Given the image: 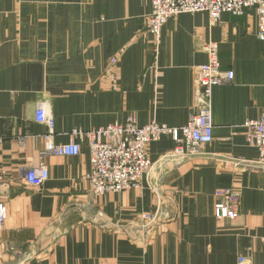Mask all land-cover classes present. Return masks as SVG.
Listing matches in <instances>:
<instances>
[{
  "label": "crops",
  "instance_id": "1",
  "mask_svg": "<svg viewBox=\"0 0 264 264\" xmlns=\"http://www.w3.org/2000/svg\"><path fill=\"white\" fill-rule=\"evenodd\" d=\"M151 0H0V227L5 264H264V167L248 144L247 120L264 116V41L254 9L181 13L159 39L147 30ZM215 41L231 83L214 86L213 141L184 160L168 154L169 135L150 143L153 162L138 188L91 191L88 138L74 130L125 123L134 116L184 125L195 110V67ZM44 104L53 141L81 144L78 155H42L48 128L35 120ZM46 165L41 186L26 182ZM219 188L240 195V214L214 215ZM156 213L142 227L141 215ZM14 250L9 251V247Z\"/></svg>",
  "mask_w": 264,
  "mask_h": 264
},
{
  "label": "built area",
  "instance_id": "2",
  "mask_svg": "<svg viewBox=\"0 0 264 264\" xmlns=\"http://www.w3.org/2000/svg\"><path fill=\"white\" fill-rule=\"evenodd\" d=\"M152 11L146 17V28L159 39L164 24L173 16L181 13L204 12L212 23L218 22L222 13L242 15L254 9L258 16V37L264 41V0H151ZM207 62L195 67L194 81L195 110L187 122L180 127H171L152 121L144 126L130 116L125 123H112L92 130H74L80 139L88 138L90 145L91 171L88 179L91 191L96 196L109 192H121L138 188L142 179L153 166L148 149L152 141L164 135L171 136L175 148L168 154L176 160H184L204 153L205 147L213 141L212 93L214 86L231 83L235 78L233 69H223L219 59V46L215 41L205 45ZM35 120L48 128L45 149L42 155H78L81 144L72 141L56 144L53 141L55 120L49 109L42 103L37 106ZM245 136L249 145L259 150L257 163L264 167V116L247 120ZM50 177L46 165L31 166L25 175L27 184L43 185ZM6 181L0 175V188ZM217 201L214 215L218 220L237 218L240 214V195L233 188H219L215 192ZM142 227L146 228L156 219V213L145 212L141 215ZM7 218V206L0 202V227ZM14 247L10 246L9 251ZM0 264L5 262L0 259ZM238 264H251L247 256H240Z\"/></svg>",
  "mask_w": 264,
  "mask_h": 264
}]
</instances>
